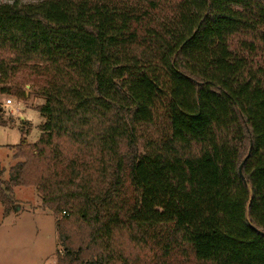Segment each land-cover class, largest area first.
Wrapping results in <instances>:
<instances>
[{
  "label": "trees",
  "instance_id": "1",
  "mask_svg": "<svg viewBox=\"0 0 264 264\" xmlns=\"http://www.w3.org/2000/svg\"><path fill=\"white\" fill-rule=\"evenodd\" d=\"M23 72L0 202L66 213L57 264H264V0H0V97Z\"/></svg>",
  "mask_w": 264,
  "mask_h": 264
},
{
  "label": "rangeland",
  "instance_id": "2",
  "mask_svg": "<svg viewBox=\"0 0 264 264\" xmlns=\"http://www.w3.org/2000/svg\"><path fill=\"white\" fill-rule=\"evenodd\" d=\"M40 85L41 80L33 81L23 72L11 86V94L0 97V178L6 181L10 178L9 170L20 162L13 158V146L19 145L22 137L31 144H36L40 138L44 119L37 108L45 103L39 92ZM18 89L25 92L24 100L15 97ZM8 100H12L11 106H6ZM13 194L10 214H6L0 202V264H57L66 248L56 223L66 215L55 216L43 206L35 187H18ZM145 247L147 250L141 253L143 259L139 264H157L150 251L155 247L153 242Z\"/></svg>",
  "mask_w": 264,
  "mask_h": 264
},
{
  "label": "water",
  "instance_id": "3",
  "mask_svg": "<svg viewBox=\"0 0 264 264\" xmlns=\"http://www.w3.org/2000/svg\"><path fill=\"white\" fill-rule=\"evenodd\" d=\"M249 158V156L245 159V161L242 163V165L240 166V168H239V170H240V174H241V177L242 178H244V176H243V166H244V164H245V162H246V160Z\"/></svg>",
  "mask_w": 264,
  "mask_h": 264
},
{
  "label": "built area",
  "instance_id": "4",
  "mask_svg": "<svg viewBox=\"0 0 264 264\" xmlns=\"http://www.w3.org/2000/svg\"><path fill=\"white\" fill-rule=\"evenodd\" d=\"M12 104H13V103H12V100H8L6 106H11ZM64 215H66V213H64Z\"/></svg>",
  "mask_w": 264,
  "mask_h": 264
},
{
  "label": "crops",
  "instance_id": "5",
  "mask_svg": "<svg viewBox=\"0 0 264 264\" xmlns=\"http://www.w3.org/2000/svg\"><path fill=\"white\" fill-rule=\"evenodd\" d=\"M42 105V104H41Z\"/></svg>",
  "mask_w": 264,
  "mask_h": 264
}]
</instances>
